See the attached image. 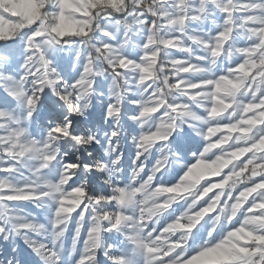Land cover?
I'll return each mask as SVG.
<instances>
[{"label":"snow or ice","instance_id":"1","mask_svg":"<svg viewBox=\"0 0 264 264\" xmlns=\"http://www.w3.org/2000/svg\"><path fill=\"white\" fill-rule=\"evenodd\" d=\"M15 41L0 264H64L67 240L74 264H264V0H0V42ZM46 92L67 114L33 138ZM101 95L108 128L78 134L69 117Z\"/></svg>","mask_w":264,"mask_h":264},{"label":"rangeland","instance_id":"2","mask_svg":"<svg viewBox=\"0 0 264 264\" xmlns=\"http://www.w3.org/2000/svg\"><path fill=\"white\" fill-rule=\"evenodd\" d=\"M13 45H19V41L15 42H8V44H0V56H8L10 57V66L11 67H18V64L22 62V58L20 57V47H16L15 51H9ZM57 63L60 64L61 69H69L70 68V61H71V54L70 53H59L56 57ZM101 92L106 91V89L101 88ZM104 100L105 97L103 95L99 97H94L92 100V106L85 114V116H72L69 117L73 121V127L78 134H86L88 129H91L94 132H97L98 135L103 136V132L108 126L105 124L103 119V107H104ZM58 107L60 110H58ZM66 110L60 106V102L57 100L56 97H53L50 92H46L44 95L41 96V101L37 106V112L34 113L33 121L30 125L29 131L32 133L33 138H39V135L42 134L43 129L50 127L52 123L61 122L66 115ZM126 127L131 130L130 122L125 120ZM187 132V130H185ZM182 136L184 133L181 134ZM188 136L191 137L193 140L196 139L194 134L188 132ZM183 143V142H179ZM63 148H69L67 144H62ZM130 149V139L128 133H124V147L123 152L125 159H127V155ZM70 151V148H69ZM85 158L87 157V152H92L94 155L103 156V151L99 145H90L86 150H82ZM185 159H191V153H184ZM243 159V158H242ZM213 180L218 179L217 177H212ZM101 187L103 185L101 184ZM26 212H31L33 215H36L39 219H43L41 213L43 210L36 209L32 205L24 206ZM119 236H113L110 238L109 242L112 240L119 241ZM21 248H23V242L17 241ZM70 246V240L66 241V247ZM24 255H28L25 251ZM66 255V253H65Z\"/></svg>","mask_w":264,"mask_h":264},{"label":"clouds","instance_id":"3","mask_svg":"<svg viewBox=\"0 0 264 264\" xmlns=\"http://www.w3.org/2000/svg\"><path fill=\"white\" fill-rule=\"evenodd\" d=\"M179 131L181 132V134L183 133V129H180ZM224 165H225V162L224 161H221L219 164L216 165V167L219 168V167H223ZM131 212H132V210L130 209L129 210V213L131 214ZM64 264H74L73 258H72V254L70 252V246H69L68 254H66L64 256Z\"/></svg>","mask_w":264,"mask_h":264},{"label":"bare ground","instance_id":"4","mask_svg":"<svg viewBox=\"0 0 264 264\" xmlns=\"http://www.w3.org/2000/svg\"><path fill=\"white\" fill-rule=\"evenodd\" d=\"M58 110H60V108L58 107ZM197 139V138H196Z\"/></svg>","mask_w":264,"mask_h":264},{"label":"trees","instance_id":"5","mask_svg":"<svg viewBox=\"0 0 264 264\" xmlns=\"http://www.w3.org/2000/svg\"><path fill=\"white\" fill-rule=\"evenodd\" d=\"M0 44H3V42H0Z\"/></svg>","mask_w":264,"mask_h":264}]
</instances>
